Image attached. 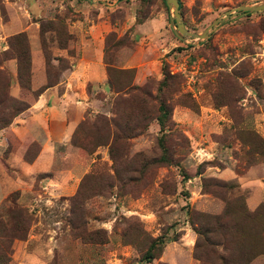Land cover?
<instances>
[{"label":"rangeland","instance_id":"374dc122","mask_svg":"<svg viewBox=\"0 0 264 264\" xmlns=\"http://www.w3.org/2000/svg\"><path fill=\"white\" fill-rule=\"evenodd\" d=\"M177 1L197 35L264 2ZM172 18L165 0H0V264H264V11L203 40Z\"/></svg>","mask_w":264,"mask_h":264},{"label":"trees","instance_id":"16d2710c","mask_svg":"<svg viewBox=\"0 0 264 264\" xmlns=\"http://www.w3.org/2000/svg\"><path fill=\"white\" fill-rule=\"evenodd\" d=\"M162 2L164 3V0H162ZM241 15H248L249 13H240ZM9 45L11 47V49H13L15 47V44H22L24 49H27V43H26V39L24 38L23 35H15V36H12L10 39H9ZM27 60V56L25 58V61ZM17 61H18V67H17V79H18V82H19V87L23 90H30V84H29V80H28V70H29V65H27V63H25V65H21V59L17 57ZM163 71V80L162 82L160 83V86H159V91L167 85V81L170 79L167 71L165 70V68L162 69ZM124 92H128V94L131 93L132 95V98H131V101H135V102H138L139 104H143L145 103V96H147V94L143 91V90H140V89H137V88H132L131 90H126ZM15 102V104L18 105V102L16 100H13V103ZM159 102V105H158V112L159 114L157 115L156 117V120H157V123L160 127V129L162 130L165 126H166V122H167V118H168V115H169V110L166 106V104L163 102V101H158ZM6 118V120H5ZM11 120V116H8L6 117V115H2L0 117V125H4L5 123L8 124L9 121ZM116 129H117V134L115 135V138L113 141L115 140H119L122 138V136H124L126 133L124 132V126L122 125H118L116 123H114L113 125ZM132 130H135L132 129ZM163 140H164V135L160 138V141H159V146L161 148V151H162V156L160 157V159H157L156 161H161V162H164V163H170V160L168 159V157L166 156V153H167V150H166V147L164 146V143H163ZM157 242V243H156ZM158 244V245H157ZM163 244L162 241H159V240H153L149 247L147 248V250L144 252V254L142 255V260L144 261H150L151 259H153L155 257L154 255V251L156 250V247L157 246H161Z\"/></svg>","mask_w":264,"mask_h":264},{"label":"water","instance_id":"95a60500","mask_svg":"<svg viewBox=\"0 0 264 264\" xmlns=\"http://www.w3.org/2000/svg\"><path fill=\"white\" fill-rule=\"evenodd\" d=\"M165 5L169 10H172L173 12V18L170 20V25L172 27L176 26L177 28V31H174V34L179 38L186 37V38H196L199 40L205 39L210 33V30L212 27L217 26L220 22H222L224 19L230 16L240 14V13L254 14V13H259V12L264 11V2L259 3V4L243 5V6L237 7L233 10L227 11L222 18L216 19L209 28H207L200 35H197V34L188 32L184 28V25L180 23L179 4L177 0H165Z\"/></svg>","mask_w":264,"mask_h":264},{"label":"crops","instance_id":"0c3cea01","mask_svg":"<svg viewBox=\"0 0 264 264\" xmlns=\"http://www.w3.org/2000/svg\"><path fill=\"white\" fill-rule=\"evenodd\" d=\"M49 93H51V91L50 90H48V91H45L43 94H42V96L40 97V98H47V96L49 95Z\"/></svg>","mask_w":264,"mask_h":264}]
</instances>
